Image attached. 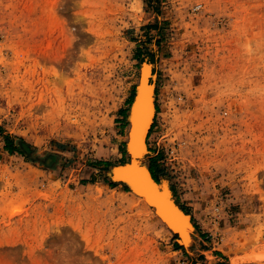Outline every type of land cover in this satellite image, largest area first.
Wrapping results in <instances>:
<instances>
[{
  "label": "rangeland",
  "instance_id": "1",
  "mask_svg": "<svg viewBox=\"0 0 264 264\" xmlns=\"http://www.w3.org/2000/svg\"><path fill=\"white\" fill-rule=\"evenodd\" d=\"M146 60L189 249L108 182ZM219 261L264 264V0H0V264Z\"/></svg>",
  "mask_w": 264,
  "mask_h": 264
},
{
  "label": "bare ground",
  "instance_id": "2",
  "mask_svg": "<svg viewBox=\"0 0 264 264\" xmlns=\"http://www.w3.org/2000/svg\"><path fill=\"white\" fill-rule=\"evenodd\" d=\"M142 75L146 78V82L142 83L139 86L138 88L139 96L137 98V101L133 103V106L131 105L132 109L130 108L129 111L131 126L130 128H128L129 129L128 141L131 140L128 146V153L133 157L135 153L138 154L136 155V157H134L136 159H134L132 165H129L128 167H123V166L118 167L117 164L116 168L117 170H122L123 168L126 169L133 168V171L142 170V173L148 176L152 180V182L157 185L158 181L154 178L153 173L149 167V164L146 162V156H147L146 154L149 152L147 138L157 112L156 95H155L157 75H154V64L146 60L141 66L140 76ZM152 75H154L153 81L150 80ZM138 107L139 110L137 113L136 108ZM139 173L138 172L134 173L135 175L132 176L137 178L139 176ZM163 186H164L163 193L166 194L168 198L167 202L165 203L166 210L168 211V215L171 221L173 222V224H168L164 222L166 220L161 218L159 212L152 205V202H150L149 198L146 196V194H144V192H138L137 190H131V192L133 193L134 196L138 198L139 203L142 204L145 210L154 209L155 215H157L160 218V220L165 224L166 232H168L171 235L179 233L180 234L179 242L182 245L186 246L187 249H189L191 245L194 243V231H195V227H194V223L192 222L191 215L185 212L181 204L176 199L171 183L168 179H163ZM149 188L153 190L152 187ZM210 256L211 255L209 254V257ZM233 261L234 262L238 261L235 258V256Z\"/></svg>",
  "mask_w": 264,
  "mask_h": 264
},
{
  "label": "water",
  "instance_id": "3",
  "mask_svg": "<svg viewBox=\"0 0 264 264\" xmlns=\"http://www.w3.org/2000/svg\"><path fill=\"white\" fill-rule=\"evenodd\" d=\"M153 76L154 75H152V77L150 79L151 81H153ZM144 82H146V78L142 75V76H140V79H139V83H138V86L136 89L134 100L132 102V106H133V103H135L137 101V98L139 96L138 88ZM132 106H131V109H132ZM136 109H137V113H138L139 107ZM129 122H130V126H131L130 118H129ZM130 141H128V139H127V145H126L127 153H128V146H129ZM137 154L138 153H135L134 157H136ZM128 156H129V158L126 162L120 163L117 166L118 167H122V166L128 167L129 165H132V163L134 162V159H136V158H134L132 155H129V153H128ZM137 172L138 173L140 172L139 176L137 178L132 176V175H135L134 173H137ZM109 178L113 182H123L131 190H137L138 192H144V194H146V196L149 198L150 202H152V205L159 212L161 218L166 220L164 222H166L168 224H173V222L171 221V219L168 215V211L166 210V204L165 203L167 202L168 198H167V195L163 193V191H164L163 180H160L158 182V184L156 185L152 182V180L148 176H146L144 173H142V170L133 171V168H131V169L123 168L122 170H117L116 165L111 168V170L109 172ZM149 187H152L153 190H151ZM176 235L180 236L179 233Z\"/></svg>",
  "mask_w": 264,
  "mask_h": 264
},
{
  "label": "trees",
  "instance_id": "4",
  "mask_svg": "<svg viewBox=\"0 0 264 264\" xmlns=\"http://www.w3.org/2000/svg\"><path fill=\"white\" fill-rule=\"evenodd\" d=\"M22 143V147L24 146V148H22V149H24V151L26 150H28L29 148H30V145L29 144H27L26 142H21ZM7 147H8V149L10 150V151H15V144H14V141L13 140H8V143H7ZM126 160H127V158L123 161V162H126ZM157 160H158V158H154L150 163H149V167H150V169H151V171H152V173H153V176H154V178L159 182L160 181V179H159V176H160V172L161 171H163L161 168H160V165L157 163ZM122 162V163H123ZM108 182L111 184V185H113V186H115V185H118L119 183H121V182H113V181H110V180H108ZM126 189L127 190H130L129 188H128V186L126 187ZM186 212H188V210L187 209H184ZM180 248H181V246H179ZM217 264H227L226 262H224V261H219Z\"/></svg>",
  "mask_w": 264,
  "mask_h": 264
}]
</instances>
